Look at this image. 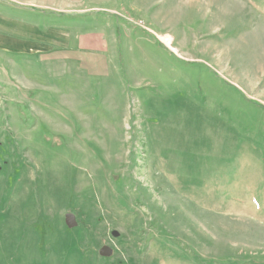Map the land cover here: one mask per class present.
Segmentation results:
<instances>
[{
	"label": "rangeland",
	"instance_id": "374dc122",
	"mask_svg": "<svg viewBox=\"0 0 264 264\" xmlns=\"http://www.w3.org/2000/svg\"><path fill=\"white\" fill-rule=\"evenodd\" d=\"M0 264H264V0H0Z\"/></svg>",
	"mask_w": 264,
	"mask_h": 264
},
{
	"label": "crops",
	"instance_id": "0c3cea01",
	"mask_svg": "<svg viewBox=\"0 0 264 264\" xmlns=\"http://www.w3.org/2000/svg\"><path fill=\"white\" fill-rule=\"evenodd\" d=\"M97 41L99 43L94 45L95 47L93 45L90 47V42L86 44L83 41L80 49L68 50L65 57L73 61L82 74L90 77L108 76L112 74V63L109 57L110 52H108L111 51L112 42L107 35H100ZM86 46L92 50H88Z\"/></svg>",
	"mask_w": 264,
	"mask_h": 264
},
{
	"label": "water",
	"instance_id": "95a60500",
	"mask_svg": "<svg viewBox=\"0 0 264 264\" xmlns=\"http://www.w3.org/2000/svg\"><path fill=\"white\" fill-rule=\"evenodd\" d=\"M67 223L69 226H73L74 225V221H73V215H69L67 217ZM111 249L109 247H104L101 251H100V254L102 256H109L111 254Z\"/></svg>",
	"mask_w": 264,
	"mask_h": 264
}]
</instances>
